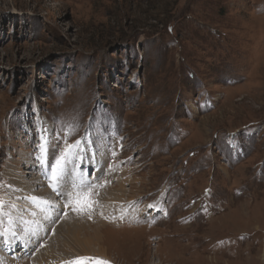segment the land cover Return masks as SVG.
Masks as SVG:
<instances>
[{"label":"rangeland","instance_id":"rangeland-1","mask_svg":"<svg viewBox=\"0 0 264 264\" xmlns=\"http://www.w3.org/2000/svg\"><path fill=\"white\" fill-rule=\"evenodd\" d=\"M63 158L84 166L91 205L59 201L67 216L33 250L264 264V0H0V216L14 210L24 248L43 228L7 205L35 196L14 175L62 198L42 178ZM73 226L101 243H65ZM11 251L3 264H37Z\"/></svg>","mask_w":264,"mask_h":264},{"label":"bare ground","instance_id":"bare-ground-1","mask_svg":"<svg viewBox=\"0 0 264 264\" xmlns=\"http://www.w3.org/2000/svg\"><path fill=\"white\" fill-rule=\"evenodd\" d=\"M100 158H101V160H103L102 156H100ZM89 160H90V162L86 163V166H88V167L91 166V163L93 161L96 162V167H95L96 172H95V175L93 176V179L96 180V179H98V177L101 173L97 167V164L99 163V159L98 158L97 159H91L90 158ZM50 164L51 163L48 162V168H50ZM64 164H65V166H63ZM76 165H78V167H76ZM29 171H24L20 174H22V175L28 174L29 175ZM22 175L20 177H19V175H16V174L14 175L15 177L13 179V183H14L15 187L17 186L18 190L21 192V193L19 192V194H17V195L21 196V195H23L22 193L27 194L28 191H31L32 196L33 195H35V196H33V199L28 198L27 203L23 202V204H21V206L18 204L20 207L14 202H11L7 205L9 206L10 204H15L17 206L16 207L17 211H19L21 209L23 212H25V214L27 215V218L29 219L28 222H27V220H25L27 222L26 224L31 223L33 221L36 222L34 224V226L31 225L32 226L31 228H33V231H35V227L37 225H39V222L41 221L40 224H41V227L43 229H42V232H40L41 233L40 237L44 236L43 234H45L47 231V230H45V232H43L44 229L49 227L53 221L60 219L61 217L64 216V215L60 214V207L58 205L59 201H61L64 204L71 203L72 201L77 199L78 195L83 196L84 190L88 189L90 186H94L91 182L88 181V179H86V171H84V166L80 165V163L78 164L77 162L74 163V158L73 159L71 158L68 160H66V158H63L59 167H56V169L51 173L47 171L45 176L42 178V181H44V184H45L44 186L47 188L49 187L48 190L55 189L56 193L59 196H62V198L58 197L55 199L53 197H50V193H48L46 190L42 191V192H37V191L33 190L34 186H40V184H39L40 180L37 181L36 178L34 180L35 176L32 175L33 178H31V177L29 178L32 181L31 180L25 181L27 178L25 176H22ZM120 186H122V185H120ZM96 188H98V187H96ZM22 191H25V192H22ZM96 191L98 194L99 190H96ZM102 194H103V196H105L104 193H102ZM37 195H40V196H37ZM36 196L38 198H36ZM102 198L104 199L105 197H102ZM106 200H107L105 202L106 206H104V207L102 206L103 208L100 207V210L102 212H103V210L106 212L107 210H109V208L110 209L114 208V210L117 211V208H119L118 207L119 205H117L116 201H120L121 198L119 196H116V197H110L109 199H106ZM64 207H65V205H64ZM147 209H148V211H153V214H156L159 211L158 209H156V206H154V205H150ZM13 214H15L14 210L11 212H8L9 216H6V217L0 216L1 217L0 218V223H1V226H0V264H1V262L3 264L4 262L10 261V255H11L10 253L12 252L11 251L12 249L18 250V252L16 253L17 257L18 256L25 257V256L34 255L37 252V250L39 249L38 248L36 250H33L34 246L36 244H40L42 239H45L42 237L40 239V237H39V238H37V240L33 244L28 245L27 248H24L23 247V243H24L23 239L25 237L27 238V236H23V235H25V233H23V231L21 232V231L17 230V229H19V227H21L20 224L22 222L19 221L20 223H18V221H16V219H11V218L8 219ZM85 215H87V216L89 215V212L87 210L85 212ZM66 216H64V217H66ZM46 217H49V218L46 219V221H45ZM6 221H9V222L6 223ZM4 224H6L5 228H4ZM64 224H67V223H64ZM76 227L73 226V227L68 228L67 233H65V236H64L65 237V243L68 242L69 244H72V245L96 244V242L101 243L102 238H100L98 235L84 236L83 239L80 238V236H81L80 230L81 229L78 230V228L76 229ZM60 229L62 230L61 227H60ZM34 234H36V233H34ZM29 241L30 240L28 239L27 243ZM65 243L63 245H65ZM46 250H48V246L45 248L44 247L41 248V250L36 253L35 257L32 258L33 259L32 262L35 261V262H37V264H52V263L53 264H92L89 260H87L88 258L81 259L76 263H71L72 261L68 257L67 258H61V259L57 258L55 260L53 258L54 256H52L53 254L50 255L48 253L49 251H46ZM72 254H75L77 256H87V257H89V256H103L104 257L105 256V254L101 251V249H99L98 252L94 250V251H92V253H90L86 249L83 248L79 251H74ZM49 260H52V261H49ZM96 264H99V263H96Z\"/></svg>","mask_w":264,"mask_h":264},{"label":"snow or ice","instance_id":"snow-or-ice-1","mask_svg":"<svg viewBox=\"0 0 264 264\" xmlns=\"http://www.w3.org/2000/svg\"><path fill=\"white\" fill-rule=\"evenodd\" d=\"M69 151H70V149H69ZM56 163H57V167H59V165L61 164V161L57 160ZM76 204L79 206L80 210H83V208L89 207L91 205V201H90V198L88 195H84V196L78 195L77 200H76ZM99 264H108V262L101 261V262H99Z\"/></svg>","mask_w":264,"mask_h":264}]
</instances>
